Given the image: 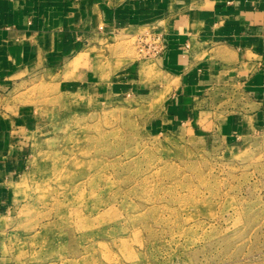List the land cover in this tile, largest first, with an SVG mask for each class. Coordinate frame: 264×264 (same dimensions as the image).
<instances>
[{
	"label": "rangeland",
	"instance_id": "1",
	"mask_svg": "<svg viewBox=\"0 0 264 264\" xmlns=\"http://www.w3.org/2000/svg\"><path fill=\"white\" fill-rule=\"evenodd\" d=\"M52 74L0 90V114L35 123L13 134L5 264H264V127L223 131L234 90L215 94L214 125L158 127L163 95L68 93Z\"/></svg>",
	"mask_w": 264,
	"mask_h": 264
},
{
	"label": "crops",
	"instance_id": "2",
	"mask_svg": "<svg viewBox=\"0 0 264 264\" xmlns=\"http://www.w3.org/2000/svg\"><path fill=\"white\" fill-rule=\"evenodd\" d=\"M149 36L164 43L154 65L126 45ZM46 72L68 93L163 95L158 127L214 125L215 94L234 90L240 111L222 129L255 132L264 127V0H0V90ZM27 112L0 114V224L24 166L13 134L35 127Z\"/></svg>",
	"mask_w": 264,
	"mask_h": 264
},
{
	"label": "built area",
	"instance_id": "3",
	"mask_svg": "<svg viewBox=\"0 0 264 264\" xmlns=\"http://www.w3.org/2000/svg\"><path fill=\"white\" fill-rule=\"evenodd\" d=\"M149 41H146V40ZM138 54L142 58L156 57L164 51V43L160 37H146L138 42Z\"/></svg>",
	"mask_w": 264,
	"mask_h": 264
},
{
	"label": "bare ground",
	"instance_id": "4",
	"mask_svg": "<svg viewBox=\"0 0 264 264\" xmlns=\"http://www.w3.org/2000/svg\"><path fill=\"white\" fill-rule=\"evenodd\" d=\"M96 176L97 175H95L94 178L92 179V181L89 182L90 188H91V192H93L96 189V187H97V184H96L97 177Z\"/></svg>",
	"mask_w": 264,
	"mask_h": 264
}]
</instances>
